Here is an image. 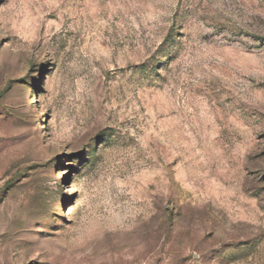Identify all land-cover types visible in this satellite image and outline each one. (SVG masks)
I'll return each mask as SVG.
<instances>
[{"label": "rangeland", "instance_id": "1", "mask_svg": "<svg viewBox=\"0 0 264 264\" xmlns=\"http://www.w3.org/2000/svg\"><path fill=\"white\" fill-rule=\"evenodd\" d=\"M0 264H264V0H0Z\"/></svg>", "mask_w": 264, "mask_h": 264}, {"label": "trees", "instance_id": "2", "mask_svg": "<svg viewBox=\"0 0 264 264\" xmlns=\"http://www.w3.org/2000/svg\"><path fill=\"white\" fill-rule=\"evenodd\" d=\"M78 159H81V157L77 158V160H78Z\"/></svg>", "mask_w": 264, "mask_h": 264}]
</instances>
